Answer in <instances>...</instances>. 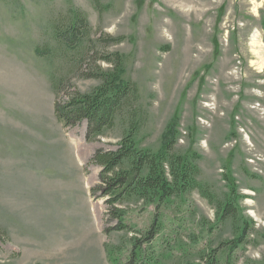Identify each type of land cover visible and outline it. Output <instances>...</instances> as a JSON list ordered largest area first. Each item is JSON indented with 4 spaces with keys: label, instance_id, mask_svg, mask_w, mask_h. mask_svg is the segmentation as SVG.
Wrapping results in <instances>:
<instances>
[{
    "label": "rangeland",
    "instance_id": "1",
    "mask_svg": "<svg viewBox=\"0 0 264 264\" xmlns=\"http://www.w3.org/2000/svg\"><path fill=\"white\" fill-rule=\"evenodd\" d=\"M73 11L89 31L81 69L56 51L54 25ZM115 53L138 87L136 139L158 152L174 136L214 196L125 203L132 231L92 194L91 162L130 116L87 141L86 121L65 127L54 111L99 85L85 73ZM135 244L141 264H264V0H0V264H131Z\"/></svg>",
    "mask_w": 264,
    "mask_h": 264
},
{
    "label": "trees",
    "instance_id": "2",
    "mask_svg": "<svg viewBox=\"0 0 264 264\" xmlns=\"http://www.w3.org/2000/svg\"><path fill=\"white\" fill-rule=\"evenodd\" d=\"M86 18L78 13L71 12L62 24L58 20L55 23V37L58 40L56 48L59 59L65 66L83 68L91 56L89 50H84L82 38L88 31ZM124 37L116 38L122 41ZM53 50L37 52L49 56ZM80 51V52H78ZM79 53V54H78ZM111 67L103 69L98 66L95 72L85 73L90 77L99 79L100 83L88 92L75 90L69 93L68 100H59L54 103V111L65 127H73L82 121L87 122L86 139L94 141L103 136L106 131L115 126L116 119L123 116L125 112L130 116V130L125 133L115 150L98 149L94 153L91 162L99 165V184L92 188V194L100 192V197H105L108 205L107 213L111 219L117 221L115 230L132 231L124 221L127 210L123 207L125 203H139L144 205L157 203L180 193L197 190L204 197L212 200L214 196L207 187L198 179L199 170L193 159L176 154L174 145L175 138L172 136L162 149L154 152L145 148L136 139V133L140 128V120L136 121V115L143 114L135 107L139 99L138 87L132 80H125L124 58L115 53L105 56ZM58 72L51 75L53 88L58 92L61 80ZM70 72V71H67ZM65 73V72H64ZM174 135V133L172 132ZM220 206V205H219ZM218 206V207H219ZM233 204L227 203L225 212H230ZM154 227L155 233L157 230ZM153 233V231H152ZM143 242L153 239L144 238ZM131 251V264H141V247L135 244ZM121 250V247L117 248ZM117 261V259H114Z\"/></svg>",
    "mask_w": 264,
    "mask_h": 264
}]
</instances>
